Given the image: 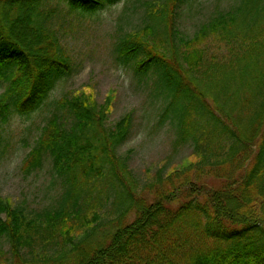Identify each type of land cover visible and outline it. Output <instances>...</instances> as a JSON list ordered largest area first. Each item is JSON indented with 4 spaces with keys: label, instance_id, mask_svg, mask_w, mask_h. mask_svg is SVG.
<instances>
[{
    "label": "trees",
    "instance_id": "trees-1",
    "mask_svg": "<svg viewBox=\"0 0 264 264\" xmlns=\"http://www.w3.org/2000/svg\"><path fill=\"white\" fill-rule=\"evenodd\" d=\"M120 1L0 0V139L4 125L31 117L75 71L57 18ZM193 1L148 3L144 24L115 45L119 62L151 79L159 124L175 129L172 153L188 145L192 158L159 168L152 200L137 198L136 218L84 244L70 220L85 217L81 201H102V189L93 195L96 177L127 185L130 157L117 149L131 135L133 113L109 126L113 95L99 103L90 84L61 97L70 123L50 116L21 166L31 174L52 157L64 188L60 207L29 215L0 193V264H264V0H239L186 36L177 22ZM210 39L229 53L207 56Z\"/></svg>",
    "mask_w": 264,
    "mask_h": 264
},
{
    "label": "rangeland",
    "instance_id": "rangeland-1",
    "mask_svg": "<svg viewBox=\"0 0 264 264\" xmlns=\"http://www.w3.org/2000/svg\"><path fill=\"white\" fill-rule=\"evenodd\" d=\"M158 1L121 0L93 14L81 15L67 11V14H61L56 24L74 61L75 71L57 82L45 104L31 117L15 116L1 130L0 193L33 215L45 209L60 207V196L64 189L50 155L43 166L31 174H25L21 168L24 157L35 144L41 127L50 116L57 113L70 123V114L58 100L63 96L71 97L87 89L90 84L99 103H103L108 95H113L107 119L109 126H113L128 112L133 113L131 135L117 149L118 154H129L130 157L124 175L128 180L127 185L118 180L106 182L109 177H96L95 183L90 185L92 188H95V184L97 186L93 195L102 189V201H97L96 196L81 201L82 210L92 227L84 225L85 217L73 216L70 220L75 235L89 246L97 245L116 225L132 222L136 218L137 198L145 202L152 200L150 181L159 168L164 165L179 167L192 158L193 151L188 145L178 153H172L175 129L170 121L159 124L162 105L153 96L151 79L140 80L133 63L122 64L117 60L115 51L122 34L137 30L144 24L148 3L157 4ZM238 3L239 0H196L186 3L180 11L177 26L183 35L193 36L204 22ZM164 35L162 44L170 47ZM204 47L209 57L216 55L223 58L229 53L227 47H220L213 39ZM81 185L85 186L82 180L79 181V187ZM93 211L99 214L98 218H94ZM2 248L7 250L8 244L3 243Z\"/></svg>",
    "mask_w": 264,
    "mask_h": 264
}]
</instances>
